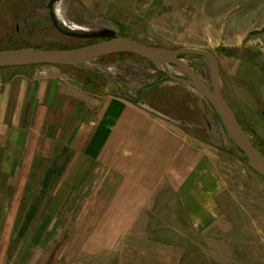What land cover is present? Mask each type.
<instances>
[{
    "label": "crops",
    "instance_id": "crops-1",
    "mask_svg": "<svg viewBox=\"0 0 264 264\" xmlns=\"http://www.w3.org/2000/svg\"><path fill=\"white\" fill-rule=\"evenodd\" d=\"M89 73L0 74V264H175L169 229L217 218L214 151L181 122L194 109L151 107Z\"/></svg>",
    "mask_w": 264,
    "mask_h": 264
},
{
    "label": "rangeland",
    "instance_id": "rangeland-1",
    "mask_svg": "<svg viewBox=\"0 0 264 264\" xmlns=\"http://www.w3.org/2000/svg\"><path fill=\"white\" fill-rule=\"evenodd\" d=\"M105 32L167 50L186 47L209 51L217 61L222 97L264 158V0L0 3V50L74 49L105 39L89 37ZM181 58L209 84L204 58ZM72 67L90 82L89 72L97 73L98 83L113 82L118 92L151 107H159L162 102L194 109L186 111L181 122L197 125L201 140L214 151L221 183L216 195L218 214L200 233L189 226L185 217L177 235L169 229L167 245L181 250L174 254L175 264H264V178L244 162L241 151L229 142L211 105L192 88L167 78L153 64L131 53L102 56ZM159 67L186 78L174 66L160 63ZM4 68L0 67V74ZM159 93L170 100L165 102ZM176 222L180 224L179 216Z\"/></svg>",
    "mask_w": 264,
    "mask_h": 264
},
{
    "label": "water",
    "instance_id": "water-1",
    "mask_svg": "<svg viewBox=\"0 0 264 264\" xmlns=\"http://www.w3.org/2000/svg\"><path fill=\"white\" fill-rule=\"evenodd\" d=\"M89 37L105 38L94 44L74 49H39L19 48L0 50V67L28 65L77 66L78 64L98 57L131 53L147 60L166 74V77L187 85L199 93L213 108L229 142L243 154L244 162L258 175L264 178V158L246 136L234 113L221 95L217 71V61L207 50L180 48L167 50L160 47L139 44L116 32H105ZM182 56H199L207 61L209 84L182 60ZM160 63L174 66L181 70L186 78L178 77L169 70L159 67Z\"/></svg>",
    "mask_w": 264,
    "mask_h": 264
},
{
    "label": "bare ground",
    "instance_id": "bare-ground-1",
    "mask_svg": "<svg viewBox=\"0 0 264 264\" xmlns=\"http://www.w3.org/2000/svg\"><path fill=\"white\" fill-rule=\"evenodd\" d=\"M108 56V55H107Z\"/></svg>",
    "mask_w": 264,
    "mask_h": 264
},
{
    "label": "trees",
    "instance_id": "trees-1",
    "mask_svg": "<svg viewBox=\"0 0 264 264\" xmlns=\"http://www.w3.org/2000/svg\"><path fill=\"white\" fill-rule=\"evenodd\" d=\"M122 35V34H121Z\"/></svg>",
    "mask_w": 264,
    "mask_h": 264
}]
</instances>
